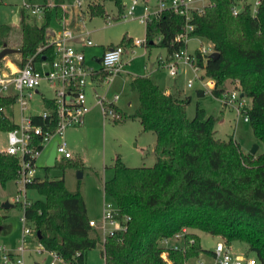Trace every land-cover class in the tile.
Instances as JSON below:
<instances>
[{
  "label": "trees",
  "instance_id": "1",
  "mask_svg": "<svg viewBox=\"0 0 264 264\" xmlns=\"http://www.w3.org/2000/svg\"><path fill=\"white\" fill-rule=\"evenodd\" d=\"M114 3L117 14L106 13L104 3ZM43 9L41 22L23 8L19 28L0 24V49H18L19 67L29 58L37 66L51 62L55 48L51 19L60 23L65 0H39ZM234 0H210L201 13L193 11L188 23L193 25L190 37L210 42L216 58L208 55L203 61L197 53V63L214 80L210 94L218 98L232 82L234 90L249 100L245 115L260 151L244 152L232 137L216 136L219 118L196 103L195 114L188 118L186 107L191 96L166 94L148 76H135L129 82L136 92L137 107L131 114H121V121L137 119L142 131L155 135L152 150L156 161L152 166H127L119 157L110 168L112 176L103 182L108 200L118 208V217H129L125 230H115L100 239L98 231L89 225L86 203L78 184L68 190L63 178L50 179L36 176L25 188L34 189L43 199L31 200L22 209L27 226L31 228L43 250L56 254L64 264H85L89 250L102 246L104 264H166L161 253L166 250L172 264H185L201 252L212 251L201 245L195 230L219 236L231 246L232 242L246 244L247 254L254 253L258 264H264V2L254 13L244 3L232 14ZM85 12L117 20L125 12L123 0H86ZM183 15L163 10L145 23V47H160L170 56L185 46L176 36L185 28ZM120 45L125 50L134 46L125 35ZM197 98L205 91L197 89ZM16 96L0 98V106L15 103ZM43 118L31 115L33 125L53 132L57 127V112L52 98L42 97ZM17 126L5 114L0 115V131ZM31 143L39 147L40 136L31 135ZM258 150V149H257ZM60 167L77 165L80 160L57 159ZM20 161L0 150V185L5 187L19 177ZM47 168V167H46ZM48 170V169H47ZM47 174V173H46ZM0 201V208L1 207ZM6 209V208H4ZM5 215H0V224ZM122 223L120 222V225ZM182 235L180 248H162L160 241ZM39 232V238L37 236Z\"/></svg>",
  "mask_w": 264,
  "mask_h": 264
},
{
  "label": "rangeland",
  "instance_id": "2",
  "mask_svg": "<svg viewBox=\"0 0 264 264\" xmlns=\"http://www.w3.org/2000/svg\"><path fill=\"white\" fill-rule=\"evenodd\" d=\"M129 0H123L124 5H127ZM157 0H154L156 2ZM238 7H241L244 3H247L251 6V9L254 6L255 0H234ZM82 5L76 6L73 9H69L68 5L74 3V0H65L61 4V9L63 12L62 21L60 24H67V21H71L74 25L78 27L84 26L85 19V28L91 30L92 33L89 35V38L94 44H97L102 49V45L109 43H117L121 40L123 34L131 35L133 38L145 39V23L140 21L138 18H134L135 14H138V10L135 12L132 18L128 17L126 19L120 18L117 20L107 19L103 16H88L85 12L86 10V0H81ZM210 0H201L195 3L196 6L208 5ZM24 3L36 5L39 4V0H0V24H10L16 25L21 18L22 9L29 13L30 16H37L38 23L41 22V14H31L25 8ZM66 3V4H65ZM24 5V6H23ZM105 11L108 15H116L117 9L113 2L106 1L104 3ZM55 20H53L51 27H55L54 30L59 32L61 31V26H55ZM68 27V26H67ZM75 27V26H74ZM70 28V27H69ZM188 47L187 50L191 54H195L196 51L204 46L205 48H210V43L203 38L199 37H190L187 41ZM89 48L86 53L89 55L90 52L95 49L99 50L98 46ZM126 59L130 60L129 64L124 67L125 73H122L119 76L113 78L110 83H103L104 87L94 88L93 96L95 93L103 96V93H106V98L110 99L114 93L119 94V99L116 101L119 106L122 108L121 111L123 114H131L134 107L137 106L138 98L136 92H133L129 88V77L130 75H146L154 82L164 86L165 84L172 86L173 83L179 81L181 85L184 86L185 90L192 95L190 103L186 107V114L188 118H192L195 114L196 101L197 97L194 93L195 87L200 85L199 79H196L194 84L191 87L186 85V80L188 78H193L194 72L191 67L188 65H181V72L176 76H170L167 72V68H156L157 56L159 53L162 55L165 54V49L160 47H145L144 44L136 45L134 47L128 48L126 51ZM20 57L16 54H10L5 56L0 61V69L8 68L10 65L8 62H11L16 67H19ZM92 64L93 68L97 66V63L90 60L87 62ZM11 67V66H10ZM7 74H10L14 71V68H10ZM123 71V72H124ZM205 74L201 78L205 82L207 78L204 68L199 67L198 74ZM203 85V84H202ZM43 88L53 96V91L43 83ZM234 86L232 82L227 84V90H233ZM99 91V93L96 91ZM87 94L90 96V88L87 87ZM87 95V97H88ZM39 94L35 95L33 100L29 102L32 105L30 109L33 113H39L42 110V101ZM130 102V106H128ZM245 105L249 104V100L244 98ZM200 107H202L207 114H212L213 116H218L219 122L216 123V136L221 139H227L229 136H232L241 146L242 150L250 152L252 147L258 145L255 140L253 133L251 131L250 125L243 121L242 117L237 115L235 110L231 107H225L218 98L207 95L204 98H201ZM98 108L91 110L90 114H94L91 119H87L85 124L82 126L68 127L64 131V140L67 143V147L73 153L74 160H80L82 162V167L79 168L77 165H70L60 167L59 165L47 166L46 158L52 144L56 141H60L61 138L58 136L53 137L49 142L43 147L40 156L36 160V175L40 177H45L47 175L50 179L63 178L65 186L68 190H74L77 185H80V190L86 197L89 198V204L94 198H97L103 191V182L109 179L112 176V170L110 168L113 164L115 158L119 157L127 166L137 167V166H152L156 158L152 152V146L154 143V134L152 132L142 131L140 122L137 119H117L116 123H109L103 116L99 105H96ZM98 111V113H97ZM5 115H7L15 123L18 122V105L11 104L5 107ZM87 115V114H86ZM88 116V115H87ZM223 119V120H222ZM118 122V123H117ZM7 133L6 131H0V149H4L7 145L6 143ZM146 147L144 153L141 154V148ZM260 151L259 145L257 146ZM47 167V168H46ZM48 169V170H47ZM82 173L80 178L77 177L78 172ZM47 173V174H46ZM78 183V184H77ZM22 186L15 181H10L3 188L0 185V201H9L14 204L11 199L18 194V190ZM26 201H31L35 199H43L41 195L37 193L36 190L27 188L26 190ZM23 195V194H22ZM21 196V199H23ZM108 201V200H107ZM18 203V202H17ZM22 209L13 207L10 208L8 212L7 209L0 208V215H5L3 219L6 220L5 223L10 229L9 235H15L16 232L20 231L18 241L22 235L23 226L20 221L22 216ZM8 212V213H6ZM91 213V211H90ZM11 226V227H10ZM195 232L200 236L201 245L206 250H214L215 244L222 241L219 236H215L203 231L195 230ZM33 242V243H32ZM29 244L30 246L35 247L36 242L32 240ZM33 244V245H32ZM17 246V245H16ZM34 249V248H33ZM102 246L98 244L95 248H92L88 251L86 256L85 264H104L103 257L101 255ZM231 249L235 254L243 255L247 254V246L245 243L240 241H235L231 243ZM35 257L39 258L43 264H49L50 256L43 252L35 253ZM248 255L251 258H254V253L249 252ZM27 257V256H26ZM27 260V261H26ZM26 262L29 264L28 257ZM211 257L205 252H201L197 257L189 259L185 264H211ZM0 264H3L0 261ZM13 264V263H7ZM56 264H61L60 261H56Z\"/></svg>",
  "mask_w": 264,
  "mask_h": 264
},
{
  "label": "built area",
  "instance_id": "3",
  "mask_svg": "<svg viewBox=\"0 0 264 264\" xmlns=\"http://www.w3.org/2000/svg\"><path fill=\"white\" fill-rule=\"evenodd\" d=\"M142 1L129 0V3L125 5V12L122 18H132L135 14L136 6ZM197 1L201 0H157L154 9L147 2H143V13L139 16V20L146 23L152 17L158 16L163 10H171L173 13L183 15L187 22L185 28L176 36V40L182 41L185 43V46L174 51L168 59L163 60V66L167 68L170 76H176L182 70L181 65H188L192 68L195 79L188 78L186 85L191 87L195 80L199 79V82L203 84V89L209 90L213 89L214 80L206 76L207 78H205V82L203 83L204 80L201 77L205 74H198L199 65L197 63V53L191 54L186 48L187 41L190 38L189 32L193 29V25L188 23V20L191 18V13L193 11L201 13L205 6H196L195 3ZM263 2L264 0H255L251 12L255 14L257 8ZM24 5L27 8L26 10L31 14L42 13L43 9L38 4L32 5L24 3ZM74 5H82L81 0H74ZM241 7H238L235 3L231 8L232 14L236 15ZM75 38H79L87 46L93 44L83 34H76L71 28L62 26L61 31H55L54 38L50 41L54 45L56 53V57L51 62L43 61L39 63V66H36L32 62L31 57L23 66L18 67V69L12 71L10 74L0 73V98L15 95V104L18 105L20 114L17 126L7 131V145L4 151L17 157L20 161L19 177L16 183L20 184L22 188L18 190V194L11 201L13 203L20 202L23 207L30 202L26 201L25 184L31 182L37 176L35 163L45 144L53 137L58 136L61 140L56 141V160L73 156L64 140V131L68 127L82 126L84 124L85 116L91 108L87 99V87H92V84L96 81L108 84L124 70L123 55L125 48L122 45L115 44L106 48L99 57L100 68L96 70L85 64L84 53L70 43ZM133 43L134 45H140L144 44L145 40L135 39ZM197 52L203 61H205L206 57L213 52V49L210 44L209 49L202 46ZM42 82H45L53 91L52 99L54 100L58 117L57 127L53 132L49 130L43 131L40 126L33 125L31 115L25 113L35 90ZM118 99V94H113L110 99H107L104 95L94 94L95 104L99 105L104 118L109 121L121 119V114L114 108ZM218 99L225 107L233 108L236 114L242 117L243 121L248 122V117L245 115L246 105L244 98L240 96L239 90L224 91ZM5 107L0 106V115L5 114ZM40 114L43 118H46L48 111L42 110ZM31 135L41 137L39 147L31 143ZM20 195L23 196V199H21ZM128 220L129 217L126 215L118 217L117 206L108 200L103 203L100 219L98 221L90 219L89 225L94 227L98 231L100 239L104 240L106 235L112 234L115 230H125V223ZM20 221L22 222L23 231L17 243L15 254L10 253L0 243V260L3 264H29L25 261V252L29 250V238L36 241L37 239L33 230L27 226L23 211ZM120 222L122 223L121 225ZM186 231L184 228L173 237L162 239L159 243L160 246L162 248H180L183 243L182 235ZM33 251L35 253H41L45 250L37 242ZM48 253L52 256L50 264H55L56 261L62 262L56 254ZM161 257L166 264H172L167 257L166 250L161 253ZM210 257L212 259L211 264H258L255 258L235 254L231 247L223 241L215 244V248Z\"/></svg>",
  "mask_w": 264,
  "mask_h": 264
},
{
  "label": "crops",
  "instance_id": "4",
  "mask_svg": "<svg viewBox=\"0 0 264 264\" xmlns=\"http://www.w3.org/2000/svg\"><path fill=\"white\" fill-rule=\"evenodd\" d=\"M129 2V1H128ZM143 2H147L148 3V5L152 8V9H154L155 7H156V4H157V1L156 2H154V0H147V1H142L141 3H139L137 6H136V10H135V12L138 10V14H135V17L134 18H140L139 16H141L142 15V13H143ZM40 3V2H39ZM66 4V3H65ZM74 7H76L75 5H74V3H72V4H69L68 5V8L69 9H73ZM22 11H23V9H22ZM22 15V14H21ZM89 16V15H88ZM20 20H21V18L19 19V21H18V23L16 24V25H11V26H13V27H15L16 29H18L19 28V25H20ZM53 20H55V23H56V25L55 26H65V27H70L76 34H83V36L84 37H86V38H89V35H91V33H92V31L91 30H88V29H84L85 28V22H86V19H85V22H83L84 23V26H82V27H78V25H74L73 23H72V19H71V21L69 22V21H67V24L65 23L64 25H62V24H60L56 19H55V17H53L52 19H51V22H50V24H52V22H53ZM10 25V24H9ZM75 26V27H74ZM53 28V31H54V33H55V30H54V28L55 27H52ZM84 31H87V32H84ZM126 36L127 38H131V39H133V40H135V39H141V38H133L131 35H127L126 33L125 34H123V36ZM122 36V37H123ZM121 37V38H122ZM193 38V37H192ZM90 39V38H89ZM91 40V39H90ZM92 41V40H91ZM120 42V41H119ZM70 43L75 47V48H77L78 50H81L83 53H84V61H85V64L87 65V66H89V67H92L93 68V66H92V64H88L87 62H88V60H89V58H90V60H92V61H94V62H96L97 63V66L98 67H95L96 68V70H98L99 68H100V63H99V57L102 55V53L105 51V49L106 48H108L109 46H112V45H115V44H117V43H109V44H106V45H102V49L100 48V46L99 45H97V44H92V45H86L85 43H83L79 38H75V39H73V40H71L70 41ZM210 43V42H209ZM98 46L99 47V50H97V49H95L93 52L91 51L90 52V54H92V55H89V54H87L86 53V51L89 49V48H92V47H95V46ZM134 46H136V45H134ZM133 46V47H134ZM187 47H188V44H187ZM126 51H128V49H126L125 50V52H124V55H123V61H124V67L126 66V65H128L129 64V61L130 60H128V59H126V55H127V53H126ZM13 54H16V55H18L19 56V52L18 53H13ZM168 55L166 54V52H165V54H161V53H159L158 54V56H157V62H156V65H155V67L156 68H161V67H163V68H165L164 66H163V60H166V59H168ZM8 64L11 66H9L8 68H1L0 69V73H8V71H5V70H10V68H14V70H16V69H18V67H16L14 64L12 65V63L11 62H8ZM37 66H39V64H37ZM124 71V70H123ZM122 71V73H125L126 71H124L123 72ZM121 74V73H120ZM120 74H118L117 76H119ZM135 76H146V75H130V77H129V82H130V80L132 79V78H134ZM116 77V76H115ZM43 83H45V82H42L39 86H38V88L35 90V92H34V95H33V98H34V96L35 95H37V94H39L40 96H41V98L42 97H46V98H52L51 97V95H49V93L43 88ZM156 83V82H155ZM200 83V82H199ZM46 84V83H45ZM158 84V83H157ZM93 86L91 87V86H88L89 88H90V96L91 97H89V95H88V97H87V99H88V103L90 104V110H89V112L87 113V115H86V118L89 120V119H91L93 116H94V114H90V111L91 110H93V109H97L98 107L96 106V104H95V101H94V96H93V91H92V88L94 87V88H102V87H104V85H103V83L102 82H99V81H96L95 83H93L92 84ZM160 87H161V89H163V91L166 93V94H169V93H171V94H173V95H176V96H180V97H183V96H186V95H190L186 90H185V88H184V86L183 85H181L180 84V82L179 81H176L175 83H173V85L172 86H169V85H167V84H165L164 86H161L160 84H158ZM197 89H202V90H204L203 89V85H202V83H200V85H198V86H196L195 87V91L197 90ZM96 91H97V89H96ZM195 91H194V93H195ZM205 91V96H207V95H211V96H213L212 94H210V91H211V89H209V90H204ZM98 93H99V91H97ZM114 94H118V93H114ZM102 95H104V96H106V93H103ZM119 95V94H118ZM196 95V94H195ZM191 96V98H192V95H190ZM120 97V96H119ZM197 97V96H196ZM33 98L31 99V100H33ZM204 98V97H203ZM197 99V101H196V103L198 102V103H200V101H201V98H196ZM219 100V99H218ZM41 101H42V99H41ZM31 102V101H30ZM220 102V101H219ZM13 104H15V103H13ZM130 102H128V106H130ZM138 104V103H137ZM11 105V104H10ZM116 107H118V109H122L120 106H119V104L116 102ZM200 105V104H199ZM137 107V106H136ZM136 107H134V108H136ZM30 109H32V105L29 103V106H28V109L26 110V114H29V115H32V114H35V113H33V112H31L30 111ZM42 110H43V101H42ZM41 110V111H42ZM40 111V112H41ZM133 111H134V109H133ZM39 112V113H40ZM97 113H98V111H97ZM212 115V114H211ZM7 116V115H6ZM8 117V116H7ZM19 117H20V114H19V111H18V121H19ZM218 117V116H217ZM9 118V117H8ZM86 118H85V121H86ZM10 119V118H9ZM11 120V119H10ZM223 120V119H222ZM13 121V120H12ZM109 123H116L115 121H109V120H107ZM219 122V121H218ZM118 123V122H117ZM84 124H85V122H84ZM83 124V125H84ZM74 127H76V126H74ZM67 129V128H66ZM216 129V128H215ZM6 133H7V131H6ZM6 143H7V139H6ZM254 144H256V142L254 143ZM154 145H155V135H154V143H153V146H152V149L151 150H153V148H154ZM258 146V145H257ZM145 148L146 147H142L141 148V154L142 153H144V150H145ZM258 148V147H257ZM51 149V148H50ZM69 149V148H68ZM0 150H4L3 148L2 149H0ZM70 150V149H69ZM50 151V150H49ZM70 152L72 153V151L70 150ZM48 154H49V152H48ZM72 155H73V153H72ZM40 156V155H39ZM48 157V156H47ZM47 159V158H46ZM37 160V159H36ZM56 162V161H55ZM38 177H40L39 175H37ZM40 178H42V177H40ZM83 197H84V200H85V203H86V208H87V214H88V216H89V219H94V220H99L100 219V217H101V213H102V207H103V203L105 202V201H107L108 200V198H107V196L104 194V191H102V199H101V194L97 197V198H94V195H93V199H92V201H91V205L89 204V198L90 197H86L85 196V194H83ZM4 202V201H3ZM9 202V201H8ZM10 208H13V206H11V207H8V208H6L7 210H8V212L10 211ZM90 211H91V213H90ZM8 212H6V213H8ZM7 217V216H6ZM5 221L6 220H4V221H2V223L0 224V243L1 244H3L4 246H5V248L6 249H8V251L10 252V253H12V254H15V252H16V245H17V241H18V237H19V235H20V231L19 232H16L15 233V235L13 234V235H9L10 234V229H9V227H7V224L5 223ZM11 227V226H10ZM32 240L33 241H35L36 242V244H37V241L36 240H34V239H32V238H29V244L32 242ZM33 243V242H32ZM28 244V248H29V250L28 251H26L25 252V260H26V258L28 257V261H30V263L32 262V264H43L42 262H41V260L39 259V258H37V257H35L36 255L34 254V251H33V246H30ZM33 245V244H32ZM231 247V246H230ZM212 251V250H211ZM44 252H46V251H44ZM43 252H41V254H42ZM49 256H50V261H51V259H52V256H51V254H49L48 252H46ZM27 256V257H26ZM1 261V260H0ZM27 261V260H26ZM50 261H49V264H50ZM61 264H64L63 262H60ZM56 264V263H55Z\"/></svg>",
  "mask_w": 264,
  "mask_h": 264
},
{
  "label": "water",
  "instance_id": "5",
  "mask_svg": "<svg viewBox=\"0 0 264 264\" xmlns=\"http://www.w3.org/2000/svg\"><path fill=\"white\" fill-rule=\"evenodd\" d=\"M13 53H18V49H14V48H9V47H3L2 49H0V61L7 55H10V54H13ZM218 56V53L217 52H212L210 54V57L211 58H216ZM240 96H243V93L241 92L240 93ZM257 149V144H255L252 149H251V153H254ZM55 161H56V142H54L51 146V149L49 151V154H48V157H47V160H46V165L47 166H53L55 164ZM82 176V173L79 171L77 173V177L80 178ZM13 204L8 202V201H4L1 203V207L2 208H8V207H11ZM37 236L38 238L40 237L39 236V232H37Z\"/></svg>",
  "mask_w": 264,
  "mask_h": 264
}]
</instances>
